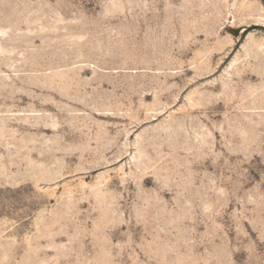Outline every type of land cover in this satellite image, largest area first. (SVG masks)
<instances>
[{"label":"rangeland","instance_id":"obj_1","mask_svg":"<svg viewBox=\"0 0 264 264\" xmlns=\"http://www.w3.org/2000/svg\"><path fill=\"white\" fill-rule=\"evenodd\" d=\"M0 264H264V0H0Z\"/></svg>","mask_w":264,"mask_h":264}]
</instances>
